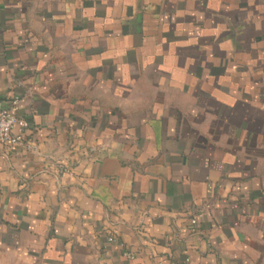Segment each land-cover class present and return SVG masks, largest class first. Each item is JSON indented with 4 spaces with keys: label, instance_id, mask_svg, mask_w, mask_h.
Instances as JSON below:
<instances>
[{
    "label": "crops",
    "instance_id": "crops-1",
    "mask_svg": "<svg viewBox=\"0 0 264 264\" xmlns=\"http://www.w3.org/2000/svg\"><path fill=\"white\" fill-rule=\"evenodd\" d=\"M179 1L171 31L137 20L151 40L126 43L91 31L133 0H0V108L17 100L28 123L0 142V264H264V132L257 150L236 135L264 108L241 107L220 68L241 49L264 65V0ZM199 18L219 70L169 84L149 54L200 51ZM200 96L216 102L201 120Z\"/></svg>",
    "mask_w": 264,
    "mask_h": 264
},
{
    "label": "rangeland",
    "instance_id": "rangeland-1",
    "mask_svg": "<svg viewBox=\"0 0 264 264\" xmlns=\"http://www.w3.org/2000/svg\"><path fill=\"white\" fill-rule=\"evenodd\" d=\"M133 4L136 6L134 11L132 13L128 11L127 15L122 14L121 16H115L116 13L109 14L107 16V19H104L103 17H95V22L99 25L98 29L94 28V30L91 31V36L95 39V41H110L112 42L115 40L117 42H126L129 43L133 40H151V38H142V36L145 37V30L143 31V27L138 21H143L144 25L150 26H157V25H163L164 28L167 30H172L173 25L176 21V15L173 13V11L176 9V7L179 5V0H133ZM110 3V2H108ZM131 3V0H124V4ZM205 3V0H198V1H192L188 2L189 6H197V5H203ZM171 6L170 12L168 9H165L167 5ZM105 7V5H104ZM197 8V7H196ZM160 10V11H159ZM138 13V18H134V14ZM115 16V17H114ZM202 18H199V20H196L195 22V30L193 35H196L195 37L198 38V40H195V42L199 43L202 42L203 45L198 44L196 46H203L200 48V51L196 47H183L178 48L180 51H176V48L172 47L168 51L166 48L162 49H153V53L151 52L149 56L153 55L156 56L159 54L162 59L165 60V62H162L160 65L157 66L158 70L155 71L156 74L158 72L165 73L166 75H170V82L169 84L178 83L180 85L179 77L180 72L183 69H186L188 79L194 83L198 82V85L204 84L205 82L208 84H212L211 79L215 78L213 75L216 71V68L219 67L214 64L211 60H213V54L216 50L215 48H212L211 44L209 43L210 37L212 36V33L209 31L208 27H203L201 25ZM101 20V22H97ZM128 22L125 24L124 22ZM107 21L111 24V27L109 28L106 26L105 29H103L102 23ZM208 24V23H206ZM149 31L152 30L150 28H147ZM131 30L130 33H127V31ZM124 31V33H122ZM124 34H129L132 37H125ZM134 35V36H133ZM219 35H223L219 34ZM201 37L202 39L200 40ZM133 39V40H132ZM155 38H153L154 40ZM190 43V42H189ZM206 45V46H204ZM211 45V46H210ZM224 46H226L224 44ZM150 50H148L149 52ZM176 51V52H175ZM222 51V50H221ZM223 52V51H222ZM239 57H243L244 59H241L239 64H233V61L230 63L222 61L221 67L223 72L227 73H235L236 81L232 84L233 87L241 88L240 91H236L234 95H243L244 100L240 103L241 107L248 110L251 108V110H257V109H263L264 108V85H259L258 80L256 79L255 75L260 69L259 66H263L260 63H253L249 62V57H252L251 54L248 56L242 49L237 53ZM182 57V58H181ZM253 58V57H252ZM245 61V63H243ZM173 62H177V64H173ZM181 66V70L179 69ZM257 68V70H256ZM262 68V67H261ZM180 71V72H178ZM173 70V71H172ZM239 71V72H238ZM249 76V77H247ZM243 77H247L248 79H253L252 82L250 80L246 81L243 79ZM238 82L242 84L239 85ZM161 85V82L158 83ZM166 85H168L167 81L165 82ZM239 85V86H238ZM227 88V87H226ZM158 95H161L158 93ZM157 98V97H156ZM158 103H161L162 99L157 98ZM200 103L203 105V113H200L197 111V117L201 120V118L205 117L206 114H208L210 111L216 109V102L214 100H210L206 97H199ZM157 103V104H158ZM195 110V108H193ZM208 112V113H207ZM178 113H174V115H177ZM242 113L237 114L233 117V120L236 123H240L243 125L242 119H239L241 117ZM246 125H244V131H236V135H239L241 138H249L251 139V142L253 144H250L251 147H254L255 150H257V147H262L260 144L261 136L264 132V121L260 117L259 114L253 113V117L251 115V120L247 119ZM188 131H194L190 128L187 129ZM217 130V129H216ZM216 132V131H215ZM194 133V132H193ZM262 142V141H261ZM263 143V142H262Z\"/></svg>",
    "mask_w": 264,
    "mask_h": 264
},
{
    "label": "built area",
    "instance_id": "built-area-1",
    "mask_svg": "<svg viewBox=\"0 0 264 264\" xmlns=\"http://www.w3.org/2000/svg\"><path fill=\"white\" fill-rule=\"evenodd\" d=\"M16 103L17 100H13L11 106L0 108V142L12 147L22 144V135L28 128L27 121L16 114ZM202 215L203 213L199 211L191 217L190 225L192 228L197 226Z\"/></svg>",
    "mask_w": 264,
    "mask_h": 264
}]
</instances>
